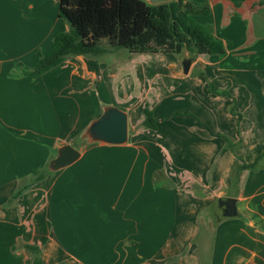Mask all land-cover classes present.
I'll list each match as a JSON object with an SVG mask.
<instances>
[{"label":"crops","instance_id":"crops-1","mask_svg":"<svg viewBox=\"0 0 264 264\" xmlns=\"http://www.w3.org/2000/svg\"><path fill=\"white\" fill-rule=\"evenodd\" d=\"M192 1L209 4L196 20L227 52L188 73L118 50L31 78L21 65L69 31L60 0H0V264H32L27 245L44 264H264V156L233 178L236 155L264 154V0ZM147 105L156 131L143 127ZM106 107L126 112V144L83 139ZM64 145L80 159L35 183ZM228 198L235 218H223Z\"/></svg>","mask_w":264,"mask_h":264},{"label":"trees","instance_id":"trees-1","mask_svg":"<svg viewBox=\"0 0 264 264\" xmlns=\"http://www.w3.org/2000/svg\"><path fill=\"white\" fill-rule=\"evenodd\" d=\"M211 8L207 3L175 0L151 5L146 0H60L59 19L69 26L68 32L54 38L51 51L39 53V61L32 69L22 67L23 75L38 78L59 67L73 57L97 58L109 52L124 49L131 54H163L183 56L191 64L200 56H219L227 52L226 46L216 39L211 26L200 24L197 17H207ZM107 42V45L104 44ZM228 95V94H227ZM159 121L147 105L143 127L156 131ZM213 135V134H212ZM233 150L231 142L220 137ZM236 154V153H235ZM261 155L252 164L236 155L233 178L239 184L244 171L259 169ZM49 172L34 171V182H40ZM41 174L43 176L41 177ZM29 188L24 187L14 197H20ZM215 210L211 209L213 214ZM33 255L32 264H44L39 247L25 246Z\"/></svg>","mask_w":264,"mask_h":264},{"label":"water","instance_id":"water-1","mask_svg":"<svg viewBox=\"0 0 264 264\" xmlns=\"http://www.w3.org/2000/svg\"><path fill=\"white\" fill-rule=\"evenodd\" d=\"M151 5L170 3L175 0H146ZM190 64L184 65L185 73H188ZM129 127L126 112L115 107H106L103 114L93 121L83 134V139L88 143H104L108 145H124L128 142ZM81 157V153L72 145H64L58 149L57 157L53 159L48 170L51 173L61 171L74 163ZM236 200L228 198L221 200L219 206L224 208L223 218L237 217ZM222 218V219H223Z\"/></svg>","mask_w":264,"mask_h":264},{"label":"rangeland","instance_id":"rangeland-1","mask_svg":"<svg viewBox=\"0 0 264 264\" xmlns=\"http://www.w3.org/2000/svg\"><path fill=\"white\" fill-rule=\"evenodd\" d=\"M106 42V41H105ZM107 45V42L104 43ZM115 51H118V50H115ZM120 53V59H122L123 61H132V60H137V61H140V62H145V63H153V62H160V61H173V60H176V59H179V60H186L189 58V55L187 53H185L183 56H176V55H142V54H139V55H135V54H131L129 53L128 51L124 50V49H120V51H118V53ZM261 55H259V57H257V60L259 62H261ZM117 58V57H116ZM131 72H133L132 70H130ZM150 70H147V72H149ZM122 76H119L118 79H121ZM150 78L151 77H147L146 79L148 81H150ZM84 146V144H80L79 147L82 148ZM222 217V216H221ZM17 257H13V264L17 262L16 260Z\"/></svg>","mask_w":264,"mask_h":264}]
</instances>
